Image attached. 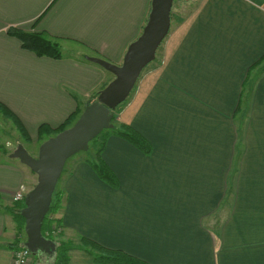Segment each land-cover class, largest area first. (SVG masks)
<instances>
[{
	"label": "crops",
	"instance_id": "1",
	"mask_svg": "<svg viewBox=\"0 0 264 264\" xmlns=\"http://www.w3.org/2000/svg\"><path fill=\"white\" fill-rule=\"evenodd\" d=\"M150 1L0 0V103L22 123L30 146L40 145L42 124L57 128L114 78L87 56L120 65L146 23ZM200 1L175 26L171 20L155 59L137 79L136 97L117 115L149 151L112 133L100 153L111 179L85 161L63 168L53 215L63 232L51 239L56 252L59 242L72 245L68 264H102L92 260L82 238L143 264H264V73L252 69L264 55V8ZM9 27L80 48L61 59L39 57L23 49ZM244 82L252 96L246 150L234 207L216 242L210 220L225 193ZM10 154L0 162V264H11L17 239L9 211L14 194L36 182ZM25 235H18L20 242ZM56 252L32 253L29 262L56 264Z\"/></svg>",
	"mask_w": 264,
	"mask_h": 264
},
{
	"label": "water",
	"instance_id": "2",
	"mask_svg": "<svg viewBox=\"0 0 264 264\" xmlns=\"http://www.w3.org/2000/svg\"><path fill=\"white\" fill-rule=\"evenodd\" d=\"M175 0H151L140 35L127 47L120 65L87 56V60L111 72L114 78L94 100H87L75 122L40 143L36 156L22 144L11 152L36 174L35 185L25 194L20 214L24 218L25 246L33 253H55V242L44 236L41 224L50 209L52 195L69 157L86 151L89 142L103 130L114 127V109L126 100L142 70L155 59L156 51L170 28Z\"/></svg>",
	"mask_w": 264,
	"mask_h": 264
},
{
	"label": "trees",
	"instance_id": "3",
	"mask_svg": "<svg viewBox=\"0 0 264 264\" xmlns=\"http://www.w3.org/2000/svg\"><path fill=\"white\" fill-rule=\"evenodd\" d=\"M7 33L13 37H16L20 41L21 47L23 49L34 53L36 56L49 57L53 59H61L63 57L62 52H61V46H60L61 40L55 37H50L49 34L42 33V32H34V31H24L17 27H9L7 29ZM97 94L98 92L96 93L95 96H97ZM81 111L82 109L80 107H77L75 111L72 112L66 118V120L63 121L62 124H60L57 128H54L53 130L42 124L38 130L39 139H41L44 133L48 135L47 137H50L60 132L61 130L71 126L75 122V120L78 118ZM0 112H2L5 116L9 118H12L17 128L21 132V135L27 140L29 139V136L24 126L22 125V123L16 118V116L12 113V111L2 103H0ZM114 120L117 121V116L115 117V115L111 122H113ZM115 121L113 123H115ZM104 131L106 130H103L100 134H98L96 137H94L89 142V147L92 144V147L95 149V152H94L95 160L93 159V162H91V165L94 167L95 171L101 177L111 179L112 174L106 167L108 165L102 161V158L100 156V153L103 151L105 142L107 138L109 137V135H106ZM128 131H130V128H128ZM112 133H115L116 135H119L125 139L127 137L128 141L132 142L138 147L147 149V151H149L150 149L149 144L146 143L144 139H142L141 136H139V134H137V132L134 129H132L130 132H126V124L120 125L119 127H116L114 125L113 131L109 132L108 134H112ZM47 137L45 139H47ZM100 137L102 139H100ZM22 202L23 200L16 201L13 207L9 209L13 219L17 223V229H18L17 239L14 241V244L12 246L14 248L18 247L21 244L18 238V235L24 232V218L20 214V208L23 207ZM60 202H61L60 193L55 188L53 195H52L50 209L48 213L45 215L44 220L41 224L42 234L50 239L53 238V236L55 237L57 235L56 234L58 232L57 229H59L58 226H60L59 221L55 219L53 216L54 213L60 207ZM54 227L56 228V231H54L53 233ZM82 243L88 249L86 250L88 251L92 260L95 263L143 264L141 261L136 260L135 258L131 257L129 254H126L125 252H123L122 250L105 248L104 246H101L89 239H82ZM70 249H72V245L70 243L59 242L58 247H57V252H56V258H55L56 264H68Z\"/></svg>",
	"mask_w": 264,
	"mask_h": 264
},
{
	"label": "rangeland",
	"instance_id": "4",
	"mask_svg": "<svg viewBox=\"0 0 264 264\" xmlns=\"http://www.w3.org/2000/svg\"><path fill=\"white\" fill-rule=\"evenodd\" d=\"M41 1L42 0H40V2ZM199 1L200 0H186V1L180 0V2H177V0H175L173 2L172 10H171L172 11L171 12L172 13L171 14L172 26L176 25V23L178 22V17L186 15L187 12L189 11V9H192L194 6L199 4ZM240 1L249 2L250 4L252 3V4H255L257 6L264 8V0H240ZM200 3H201V1H200ZM238 5H241V4H238ZM173 8H174V11H173ZM60 46H61V52L63 55L62 58L74 55L75 51H77L80 48V46H78L74 43H70V42L62 41V40L60 41ZM92 57H95V56H92ZM80 58H82V57L80 56ZM83 60H85V59L83 58ZM252 69H254V71H256L259 76L264 73V55H262L261 58H258L254 62ZM245 87H247V85L244 82L242 84V90L243 91H242V97H241V102H240V108H239L238 112L234 115L235 116L234 117V124H236V121H237V124H236V130H237V132H236V144L234 145V148H233V154L230 157V161H229L230 166L228 168L227 176H226V179L224 181V192L225 193H224V196L222 198L221 205L217 207L216 211H214V215L210 220L211 226L216 228V230H214L213 235H212V237L214 238V240L216 242H218V235H217L218 229H220L222 227L225 219L230 215V212L233 210V207H234L233 201H234V195H235V191H236V179H237L236 177H237L239 167L241 166V159H242L243 154L246 150V135H247L248 128H249V119H250V112H251L252 96H251V91L248 92V94L245 93V90H244ZM137 89H138V81L136 82L134 89L131 90V92H130L129 96L126 98V100L114 109L115 117L117 115H120V112L123 111V109L125 107L127 108V106L131 103V101L136 97ZM76 98L78 101H82L81 96L76 95ZM117 118H118V116H117ZM113 124L116 127H119L120 125H123L125 123H122L119 120H117ZM16 127L17 126H16L15 122L12 120V118L7 117L2 112H0V151H2L3 148L6 149L5 153H3V154L0 153V162L5 163L8 160H10L7 158L8 152H10V151L13 152V150L17 147L18 144L24 145L25 149L30 154H32L34 156H36V154H37V150H38L39 146H37V145L30 146L27 143L29 139L27 140L26 138H23L21 136V132ZM113 128L114 127L106 129V131H104V133H106V135H110L108 133L113 131ZM128 128H130V131L133 129L131 126L126 124V132H130V131H128ZM101 137H102V135H101ZM101 137H100V139H102ZM44 140H45L44 137H41V139H39V136H38V138H37L38 143H41ZM126 140H127V137H126ZM7 142H9L11 145L9 148L7 146H5ZM88 148L89 149L86 151H78L77 153H75L74 155L69 157L68 160L66 161L65 165H64L65 166L64 168H67V166H71L70 164L73 163L75 160L85 161L87 164L92 166L91 162H93V159L95 158V156H94L95 149L92 147V144ZM15 160L20 162L17 158H15ZM25 168H27V167H25ZM29 172H31L30 169H29ZM35 181H36V179H35ZM57 187H58V184H57ZM22 203L24 206V202H22ZM58 227H59V231L56 233L57 234L56 237L59 240V236L63 232V229H62L61 225ZM24 239L26 240V235L23 238V240ZM82 239H86V238H82ZM55 252H56V250H55ZM37 254H43V253L39 252V253H36V255ZM28 264H30V262Z\"/></svg>",
	"mask_w": 264,
	"mask_h": 264
},
{
	"label": "built area",
	"instance_id": "5",
	"mask_svg": "<svg viewBox=\"0 0 264 264\" xmlns=\"http://www.w3.org/2000/svg\"><path fill=\"white\" fill-rule=\"evenodd\" d=\"M27 190L24 185H21L17 192L14 194V201L23 200ZM56 231V228H53V233ZM59 231V229H57ZM23 240V236H22ZM21 244L14 248L12 251L11 264H28L32 252L25 246V243L20 242Z\"/></svg>",
	"mask_w": 264,
	"mask_h": 264
}]
</instances>
